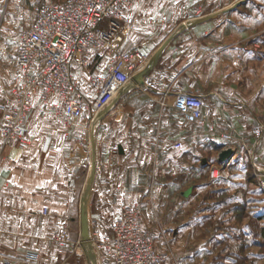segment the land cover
I'll list each match as a JSON object with an SVG mask.
<instances>
[{
    "label": "crops",
    "instance_id": "crops-1",
    "mask_svg": "<svg viewBox=\"0 0 264 264\" xmlns=\"http://www.w3.org/2000/svg\"><path fill=\"white\" fill-rule=\"evenodd\" d=\"M261 5L264 0H138L128 14L157 23L139 25L121 47L139 46L147 58L136 74L148 69L95 122L90 110L66 122L36 94L31 143L23 149L4 143L0 107V264H25L30 252L38 253L37 264H102L103 254L87 246L74 253L83 198L90 228L96 221L108 229L124 205H141L159 248L164 240L178 258L191 229L212 217L209 209L226 225L246 224L256 197L237 187L253 173L244 145L264 166V56L256 46V34L264 32ZM185 6H199L202 16L181 22ZM163 17L171 20L167 27L160 24ZM17 50L0 43V102L20 80ZM110 58L102 51L90 68L73 64L88 101L96 96L89 71H104ZM180 89L198 92L210 117L232 137L203 131L187 119L174 106ZM231 144L235 154L223 166L219 153ZM213 163L220 166L215 179L209 175ZM210 193L218 197L210 207L193 209L196 199ZM65 223L69 242L55 246L50 238ZM161 226L172 230L171 240Z\"/></svg>",
    "mask_w": 264,
    "mask_h": 264
},
{
    "label": "built area",
    "instance_id": "built-area-1",
    "mask_svg": "<svg viewBox=\"0 0 264 264\" xmlns=\"http://www.w3.org/2000/svg\"><path fill=\"white\" fill-rule=\"evenodd\" d=\"M138 0H56L35 6L34 20L20 35L17 65L20 80L0 102L4 109L5 123L1 135L5 144H17L26 149L31 143L28 124L38 94L42 105L54 110L66 122L80 119L90 110L95 122L116 95L125 88L145 62L147 56L139 46L124 50L121 42L126 35L136 32L141 24H156L157 20L131 16L128 12ZM202 16L199 6L181 10V22ZM170 19L161 18L167 27ZM102 51L111 58L104 71H89V79L96 92L88 101L81 83L73 71V64L90 68L93 56ZM174 106L200 129L232 137L210 117L204 108V100L196 91L180 89L175 94ZM177 142L175 146H179ZM245 151L264 190V166L256 164L254 150ZM236 150V145L226 146ZM112 152H118L112 149ZM209 175H220V166L213 163ZM164 232L163 226L160 227ZM55 246L69 242V225L63 224L50 238ZM84 245L108 256L112 264H168L176 261L172 250H161L155 235L146 227L141 205H124L114 217L108 229L93 221L90 238L85 243L77 240L74 253L81 255L77 247ZM25 264H37L39 255L30 252L23 259ZM59 264H73L67 260Z\"/></svg>",
    "mask_w": 264,
    "mask_h": 264
},
{
    "label": "rangeland",
    "instance_id": "rangeland-1",
    "mask_svg": "<svg viewBox=\"0 0 264 264\" xmlns=\"http://www.w3.org/2000/svg\"><path fill=\"white\" fill-rule=\"evenodd\" d=\"M52 1L56 0H0V43L3 41L7 46H17L18 49L21 32L28 28L34 20L35 6ZM186 7L190 6H185L182 9ZM252 7H260V5L253 4ZM256 36L259 39L256 45L257 55L263 57L264 32H259ZM222 148L226 149L227 147L222 146ZM90 159L91 155L89 154V162ZM248 161L250 162L249 159ZM237 187L253 191L256 197L254 205L250 206L249 213L246 214L244 221L246 224L226 225L221 221V217H217L219 213L217 215L209 209L208 211L211 213L209 216L212 217L207 218L208 220L202 226H195L191 229L188 242H182L183 245L178 246L177 254L181 253L179 258L171 245L165 244L163 240L164 249L161 250H172L177 259V263L172 261L169 264H264V190L254 174V170L249 181L246 183L240 181ZM87 193L88 190L85 189L84 194ZM216 198L218 199L217 196L210 193L206 197L198 198L201 199L199 202L196 199L195 205L192 207L193 209L210 207ZM82 201L84 202V198ZM244 224L247 228L242 227ZM163 228L164 232L170 231L169 239L171 240L172 230ZM101 258L102 264H112L108 256L101 255Z\"/></svg>",
    "mask_w": 264,
    "mask_h": 264
},
{
    "label": "water",
    "instance_id": "water-1",
    "mask_svg": "<svg viewBox=\"0 0 264 264\" xmlns=\"http://www.w3.org/2000/svg\"><path fill=\"white\" fill-rule=\"evenodd\" d=\"M147 69L148 68H146L144 71H140L139 73L135 74L134 78L136 80H142L143 74ZM234 153L235 152L232 148H226V149L221 150V152L219 153V156H218L219 162L222 163L223 166H226V164L232 158ZM93 172H94V169H93ZM90 188H91V186H89V188H88L87 195H89V193H90ZM80 215H81V239L86 243L90 238L89 212H88V206H87L86 201L83 202V204L81 206Z\"/></svg>",
    "mask_w": 264,
    "mask_h": 264
}]
</instances>
